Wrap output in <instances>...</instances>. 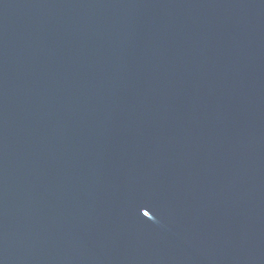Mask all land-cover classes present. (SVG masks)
<instances>
[{
  "label": "water",
  "instance_id": "1",
  "mask_svg": "<svg viewBox=\"0 0 264 264\" xmlns=\"http://www.w3.org/2000/svg\"><path fill=\"white\" fill-rule=\"evenodd\" d=\"M0 264H264V0H0Z\"/></svg>",
  "mask_w": 264,
  "mask_h": 264
}]
</instances>
